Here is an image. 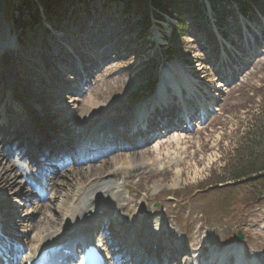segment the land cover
<instances>
[{
  "label": "rangeland",
  "instance_id": "374dc122",
  "mask_svg": "<svg viewBox=\"0 0 264 264\" xmlns=\"http://www.w3.org/2000/svg\"><path fill=\"white\" fill-rule=\"evenodd\" d=\"M8 1L1 0L0 15L2 19L5 13V21L2 19L6 25L5 31H12L6 14ZM222 2L219 14L213 13L205 3L202 13L188 15L181 25L168 16H165L163 25H160V22L156 25L151 17L144 21L145 18L125 15L114 3L95 0L89 9L85 10L80 2L74 1V4L61 14L57 20L58 24L54 19L49 21L41 17L21 38L18 48L12 47L13 60L17 64L11 62L9 66L14 74L18 70L16 66L30 75L35 72L41 74L38 67L42 65L35 58L34 51L42 53L43 56L46 52L48 56L52 54L54 59L50 57V62H55H51L50 69L65 86L63 83L59 86L50 80L40 84V87H52L56 91H62V94L59 93L50 100H41L33 91L39 90L36 89L39 87L36 86L37 81L35 85L28 86L27 90L47 106L68 102L64 95L70 90L80 94L79 103L84 99L93 100L95 96L89 88L96 84L97 92L108 89L109 97L117 96L118 103L129 111L142 99L156 92L149 91L148 87L151 81L159 82L160 72L165 65H168V77L163 78L166 84H175L181 88L184 79H188L189 86L195 89L194 92L197 91L193 101L196 102V97H200L210 102L209 106L213 105L217 109L214 112L206 111L201 127H188V130H185L181 122L177 123L176 127L182 129L179 133L186 137L184 149L187 151L185 150L184 158L189 161L186 163H189L190 168H187L186 164L179 167L182 176L178 178V185L174 189L169 190L168 186H165L169 185L173 178L171 169L175 167H169L164 175L151 171L145 176V180L138 184L137 178H134L131 181L133 187L122 189V197L131 200L133 205L137 203L139 207L145 206L144 215L156 212V217H168L170 232L184 238L188 249V242L198 240L207 251L228 248L233 244L242 245L250 258L255 256L259 264H264V175H249L247 179L234 180L235 177L250 173V170L252 173L258 172L264 157V7L260 15L255 14L243 19L235 14L231 0ZM261 2L264 6V0ZM223 12L225 19L219 22L217 18ZM11 31V38L15 36L14 39L17 40L21 37L19 32L15 31L12 35ZM220 34L223 39L219 37ZM105 41L110 45L109 50L104 46ZM249 43H252L251 49ZM63 44L68 48H64ZM241 44L246 45L244 51H248L247 53L242 50ZM166 50H171L173 55L169 62L165 60ZM250 53V61L245 62L244 57ZM58 54L61 55L60 58ZM101 54L105 55L109 62L105 67V75H109V71H116L118 74L115 76L122 73L121 80L95 79V71L100 70L104 64ZM99 60L101 63H98ZM86 62V67L92 63L89 68L92 71L87 82L80 84L76 82V76L81 75ZM241 62L245 65L244 69L234 74L233 79L228 78L227 85L217 80L218 75L230 76L233 71H238ZM69 69L73 72H69ZM43 71L46 73L47 70ZM1 77L4 75L1 74ZM21 78L26 79L25 76ZM162 104L163 109L159 113L165 108L174 107L175 100L172 97ZM98 105L102 103L99 101ZM185 105L177 107L183 111ZM174 108L176 109V106ZM45 113L44 119L47 123L55 118V115L49 116ZM62 113L63 111H60L58 114ZM6 115L8 123L14 125L12 117H15V114L7 110ZM114 115L108 114L106 117ZM64 122L65 119L61 117L58 132L64 134V137L66 135L69 139H75L78 132L71 128L69 123ZM2 146L0 145V152L4 161L15 162L18 150H11L12 153L9 154L1 148ZM170 146L161 147L156 153L159 155L158 160L167 158L164 154L174 151L173 144ZM104 169L95 170L102 172ZM33 173L30 168L26 171L29 178L34 177ZM193 173H197L196 177ZM190 177L194 179L191 180ZM180 181L190 186L180 190L183 187L179 184ZM73 184L74 181L68 182L62 191ZM30 187L26 184L23 188L24 191H29L25 193L27 197L34 193ZM154 188H162L165 191L158 195ZM46 199L48 198L43 196L42 200L36 198L34 201L36 204H48ZM14 200L10 204L11 210L17 208V203H21L18 198ZM10 214V223L22 224L24 227L26 225V229L15 226L17 231L22 233L26 230L31 237L37 233L40 226L37 216H32L27 223H19V219L10 218ZM34 221L37 225L33 231L30 223ZM200 225L201 233L195 238L191 230L196 231ZM237 233L242 235V241L236 240ZM22 237L23 235L20 242L23 241ZM23 249L26 251V246ZM16 264H19L17 260Z\"/></svg>",
  "mask_w": 264,
  "mask_h": 264
},
{
  "label": "bare ground",
  "instance_id": "6f19581e",
  "mask_svg": "<svg viewBox=\"0 0 264 264\" xmlns=\"http://www.w3.org/2000/svg\"><path fill=\"white\" fill-rule=\"evenodd\" d=\"M160 25H163V23L160 22ZM5 26L0 15V28L2 29L0 31V133L3 135L0 134V145H3L1 148L6 149L9 154L12 153L11 150H19L21 153L18 156L20 157L18 162L22 161L21 159H26L34 165L37 164L38 172L36 175L39 176L37 178L45 180L50 187L45 188L43 185L41 190V192L47 194L48 204H36L34 200L41 197V193L31 194L30 197H27L25 193L29 191L23 190L24 185L30 183V178L26 174L28 166L6 162L0 152L1 264H10L12 257L20 264H50V260L54 258L58 260L69 255V249L72 246L86 248V246L93 245V248L97 250L100 244L104 248L111 249V252L104 257L105 260H107L108 255L112 254L117 255L114 258L112 257V260H124L122 264H137V259L140 260L141 264L143 261H149L151 264H171L166 259V254L177 256L179 252H186L187 241L170 232L168 217L165 216L164 219L156 217V212L144 215L145 206L139 207L137 203L133 205L131 200L122 197V189L133 187L131 181L134 178H137L138 184L140 181L145 180V176L151 171L155 174L161 172V175H164L169 167H175L173 170L171 169L173 172L171 183L165 185L168 186L169 190L174 189L178 185V178L182 176L179 167L183 164L189 165V163H186L189 161L184 158L187 151L184 149L186 137H182L183 135L178 134L177 131L171 132L167 136H165V132H162L161 136L167 139L165 143L158 138L146 148L131 150L127 153L111 152L112 154L103 160L97 161L98 163H88L82 167L68 168L66 166L63 171L59 170L57 172H55V168L64 161L78 162V160L84 161L86 158L89 160L95 155L104 154L115 148L135 146L137 145V138L148 139L153 134L154 129L156 131L154 125L163 129L174 127L172 126L174 115H170L172 109L159 113L160 109H158L159 106L155 107L157 102H153L154 98L148 106H143L139 111L136 110L134 114H128L110 124V121L117 117L116 115L124 112L125 107L118 103L117 96L109 97L110 92L108 89L97 92L96 84L89 88V91L95 96L93 100L84 99V101H81L82 103H79L80 94L72 93V90H70L69 92L65 91L67 93L64 95L68 102L55 104L56 106H47L45 102L38 101L36 97L41 100L44 98L50 100L57 94H62V91H56L52 87L46 89L40 87V84L45 81L50 82V80L62 86L63 81L50 69L51 62H55H50L52 54L48 56L46 52L43 56L42 53L34 51L35 58L42 65L38 67L41 74L35 72L30 75L26 70L22 72L19 66H16L18 73L15 72L16 74H14L9 64L11 62L17 64L13 60L14 51L12 50V47L16 46V39L14 37L8 39V36H5ZM107 42L105 41L106 45L104 46H107V50H109L110 45ZM101 56L104 64L100 70L95 71V79L121 80L122 73L115 76L118 74L116 71H109V75H105V67L108 66L109 62H107L105 55L101 54ZM51 59H54V57H51ZM244 61L248 62L250 58L246 56ZM98 63H101V61L99 60ZM84 64L81 75L76 76V82L80 84L87 82L92 71L89 69L92 67V63H89L87 67L88 62ZM167 67L168 65L164 66L161 70L162 76L160 74L161 83L159 84L160 92L158 93L160 97L166 94L172 97L171 91L165 90L166 86L162 78L168 77ZM244 67L245 65L242 66L241 72ZM44 69L47 70L46 73L43 71ZM32 70L35 69L32 68ZM69 72L73 71L69 70ZM47 73L48 75H46ZM1 74L4 77H1ZM22 76H25L26 79L22 80ZM94 77L91 78L92 81L95 80ZM35 81H37L36 86H39L36 88L39 90H33L36 97L32 92L27 91L28 86L35 85ZM188 83V79H184L182 85L185 92L182 93L179 92V87L175 86L178 91L175 92L178 98H181L182 94L195 90ZM99 101L102 105H98ZM188 101L190 102V100ZM209 104L211 103L209 102ZM185 108L188 110L191 107L187 104ZM7 110L15 114V117H12L15 122L14 125L7 121ZM216 110V107H214L213 111ZM60 111H63V113L58 114ZM45 112L49 116L55 115L53 116L55 118L51 121L48 119L49 122L47 123L44 119ZM108 114L115 115L106 117ZM166 114L171 116L170 119ZM61 117L65 119L64 124L69 123V126L78 132L75 139H69L66 135L64 137V134L58 132L57 127L60 124ZM166 117L168 118L164 120ZM68 118L71 119L68 120ZM172 144L174 151L165 153L164 155L167 158L158 160L159 155L156 153L161 147H169ZM156 148L158 150L148 152ZM101 166L102 169H106L102 172L95 170V168L99 169ZM187 168H190V166ZM42 169H50V174L42 177L41 175L44 173ZM196 175L197 173H193L194 177ZM194 177H190L191 180ZM70 181H74V184L62 191ZM182 183V181L179 182L181 187L183 185L180 190L190 186V184ZM155 186L160 187V185ZM153 190L158 195H162L165 191L162 188H154ZM15 198H18L21 203H17V208L11 210L10 204L15 201ZM24 209L26 212H23ZM9 213H11L10 218L19 219V223L28 222L34 215L40 219L37 233L33 237L29 236L27 253H22V256H19L20 259L18 258L20 249L14 250L21 240V235H23V238L27 235L25 231L22 233L17 231L15 226H20L23 229L26 226L10 223ZM19 213L22 214L19 215ZM128 213L130 215H127ZM30 225L34 231L37 222L34 221ZM97 230L99 240L96 242L94 234ZM201 230V225L197 227L196 231L192 229V236L198 238ZM102 234L103 236H101ZM188 243L192 247V257H189L187 253L182 261L173 259L172 264L197 263V259L201 257L200 253L204 252V248L200 240ZM103 251L106 252V250ZM15 253L17 256H13ZM213 254L215 253L210 251L203 254V256L213 259ZM224 254H229L228 256L225 255L226 264H233L232 259H234L235 264H240V262L242 264H257L255 256L249 259L250 256L242 245H231L218 256L223 258Z\"/></svg>",
  "mask_w": 264,
  "mask_h": 264
},
{
  "label": "trees",
  "instance_id": "16d2710c",
  "mask_svg": "<svg viewBox=\"0 0 264 264\" xmlns=\"http://www.w3.org/2000/svg\"><path fill=\"white\" fill-rule=\"evenodd\" d=\"M74 1L80 2L85 9L89 8L95 0H9L8 11L6 12L12 28L19 32L21 37L29 32L30 28L37 24L43 17L46 20H57L62 16L61 14L67 11V8L74 4ZM97 1V0H96ZM105 3H114L115 6L120 7L122 12L127 16H136L149 20L164 21V16H168L176 21L177 24H183V20L191 14L202 13L204 6L201 0H103ZM213 13L219 12V7H222L223 0H205ZM104 3V4H105ZM236 6V9L242 15L248 17L252 14V10L262 13L263 3L261 0H233L231 1ZM222 9V8H221ZM42 14V15H41ZM60 14V15H58ZM219 14V13H218ZM219 22L225 19V12L220 14L217 18ZM145 29H148L146 24ZM143 29V31H145ZM176 29V28H174ZM175 33V32H173ZM23 41V40H22ZM24 42V41H23ZM167 55H171L170 50ZM258 172L242 174L241 177H235L234 180L249 177V175H264V157L259 167ZM262 173V174H261Z\"/></svg>",
  "mask_w": 264,
  "mask_h": 264
},
{
  "label": "water",
  "instance_id": "95a60500",
  "mask_svg": "<svg viewBox=\"0 0 264 264\" xmlns=\"http://www.w3.org/2000/svg\"><path fill=\"white\" fill-rule=\"evenodd\" d=\"M237 239H242L241 235L238 234L237 235Z\"/></svg>",
  "mask_w": 264,
  "mask_h": 264
}]
</instances>
